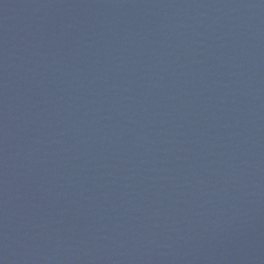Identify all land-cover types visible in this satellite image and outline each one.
<instances>
[{"label":"water","instance_id":"obj_1","mask_svg":"<svg viewBox=\"0 0 264 264\" xmlns=\"http://www.w3.org/2000/svg\"><path fill=\"white\" fill-rule=\"evenodd\" d=\"M0 264H264V0H0Z\"/></svg>","mask_w":264,"mask_h":264}]
</instances>
